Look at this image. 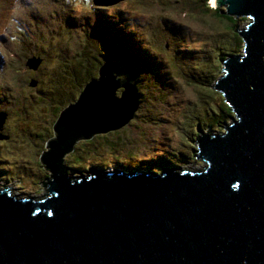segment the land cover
<instances>
[{
    "label": "water",
    "instance_id": "obj_1",
    "mask_svg": "<svg viewBox=\"0 0 264 264\" xmlns=\"http://www.w3.org/2000/svg\"><path fill=\"white\" fill-rule=\"evenodd\" d=\"M210 2L246 21L212 85L232 114L194 138L204 165L65 170L59 160L75 140L134 116L133 84L103 60L52 123L45 194L0 188V264H264V0Z\"/></svg>",
    "mask_w": 264,
    "mask_h": 264
},
{
    "label": "trees",
    "instance_id": "obj_2",
    "mask_svg": "<svg viewBox=\"0 0 264 264\" xmlns=\"http://www.w3.org/2000/svg\"><path fill=\"white\" fill-rule=\"evenodd\" d=\"M1 1L2 0H0V2ZM21 1L22 0L17 1L19 6ZM30 1L34 4L37 0ZM104 2V0H90L93 21L91 23H86L89 16H82L81 14L74 16L68 9L69 12L63 13L62 15L59 14L60 11H58L57 7H62V3L59 0H38V3L32 6V10L27 11L28 15L23 18L25 27H22L21 35L7 30L15 25L14 20H16L18 16L16 10L13 9L9 17V23L7 24L8 28L2 30L0 34V64H3L5 69V80L1 81L5 89L0 88L4 93L0 94V113L3 114V119L6 117V119L10 118V120H15L18 119V117L12 115V111H10V108L14 107V104L17 105V107H21L19 108L21 109L20 116L22 115V111L24 112L27 108L29 111L32 107L37 106L42 109L45 103L47 107H51L53 110L58 102H62L60 106L63 108L76 98V92L81 89L82 85L87 80L97 75V69L100 63L103 60H111L115 64L114 73L116 78L124 79L133 84L138 94L137 101L139 105H137L136 108L138 106L143 108L144 112L141 114H144V121L154 125L158 121L169 120L170 118L171 121L174 122L172 125L174 129L172 140L173 143L177 145V149H168L165 147L157 149L158 151L145 152L148 150L149 144L157 142V137L152 136L150 142L145 141L142 143L143 135L140 129L135 127L133 132V128H131L132 134H127L126 130L122 131L126 126L124 125L122 128L97 132L89 137L78 139V141L72 144L71 149L66 152V157L63 156V154L61 155L59 162L63 164L65 170L69 172H83L90 166H115L126 169L145 170L147 172L160 171L164 166L167 168H178L181 163L196 157L194 150L196 145L194 142L193 145H191V141L189 142L192 137H187L186 140L184 139V135L187 136V132L185 131H187L188 128L183 131L178 130L179 122L183 120L184 115L185 119L188 118V120L192 117V134L195 133L194 131H196L197 134L203 131L213 132V130H221L230 114H232V110L223 100L220 92L217 97L218 101H215V108L214 106H210V97L213 99L215 96L212 95L213 93L205 94L204 91L205 87H208V85L211 86L209 83L212 85L214 83V79L216 78L215 68L220 59L219 54L226 56L230 53L229 50H237L241 46L242 40L236 31L238 28L237 24L240 19L246 20V17L226 13L225 6L212 8L209 0L136 1L140 6H150L149 8H154L155 11H158L154 13L155 19L161 21L162 24L165 25L164 28L170 32L166 35L163 43H157L153 39L155 38L154 35L152 36L150 32L151 19H148L147 23H145L147 27L146 31L137 32L133 26L131 27L129 25L127 17L122 18V14L119 13L120 11L113 10L114 7L108 10L107 3ZM134 4L136 3L134 2ZM140 6L139 8L141 11ZM127 10L134 11L131 9ZM2 11L3 6L2 9L0 8V13ZM84 11L85 10L82 9V12ZM58 14L61 19L56 20L54 22L55 26H52L50 31H48L45 27L49 24L48 21L51 20L50 16L54 17ZM174 15H176L177 18H175ZM145 16L147 17V15ZM79 20L84 22L80 26ZM63 26H66L67 33L71 30L73 31L70 32L69 36L67 35L68 40L65 38L64 48L66 47V50L63 48L64 51H61L62 55L57 60V63L54 64V68L48 70L46 74L40 77V79H43L41 84L39 83L40 87L34 86L35 83L30 84L33 87L26 89L30 90L24 94L22 86L19 87L21 80L19 82L16 79L15 83L12 84L8 79V77L14 75L13 72L16 71V73H19V70H17L18 62L15 61V59L20 56L21 52L27 55L30 54L31 50L35 51L37 49L39 56L30 55L36 56L39 59L41 58V62L39 61L35 69L47 67L45 62H43L47 57L45 47L41 46V42L37 44L33 41L35 39L39 40L41 36L47 39L49 34H54L59 29L63 28ZM68 26L70 27L68 28ZM75 26H77L78 29H76ZM182 26H189V28L199 33L206 34V32H210L214 44L211 48L210 46L206 48L201 45L199 47L184 45L176 49V51L184 57L193 56L192 52L195 49V51L200 50V53L198 52L195 55L200 57L202 61V65L196 64V66H194L195 68L201 66L202 72L198 71L197 75H191L190 82L194 83L190 88L192 96L188 98L187 103L185 102V104H187L186 108L182 110L179 117L180 120H178L174 113L171 117H167L165 114L154 113L144 103L149 102L147 97H149L150 94L151 97L156 100L157 104H159L160 100L158 99V95L161 97V95L168 92V90L177 92V88L180 87L178 75L174 74V65H172L165 54V45L169 42L171 34L181 35L179 30H182ZM17 28L19 29L20 27L17 26ZM26 29L33 35L32 37L27 35ZM74 31L76 32V37ZM145 40L150 41L142 43V41ZM30 44H32V46ZM11 45L13 48L9 50ZM33 45H36V47H33ZM214 53H217V56ZM11 65H13L12 70H10ZM182 75L183 74L180 73V76ZM34 92H36L38 96L34 94ZM39 92L42 94L43 92L45 93L40 96ZM35 96L39 98V103H37L36 100L33 102ZM207 97H209V99H207ZM22 99H24V101L26 100V102H20ZM47 99L53 101L52 105L47 103ZM165 99L168 100V98ZM203 105H205L206 108H204ZM59 108L57 109L56 117L60 111ZM179 111L175 110V113ZM135 115H137L136 109L134 116ZM28 117L31 122L34 121L31 113H28ZM29 124L30 123L27 121V126L25 127H28ZM161 124H163V122H161ZM134 133L135 136L133 135ZM141 136L142 138H140ZM194 138L195 137L192 138L193 141ZM2 141V146H6V142H4L6 140ZM184 142L188 144L186 145ZM156 146L157 145H151L149 148L152 150L156 148ZM140 147H142L141 151H139ZM108 150L115 153L114 163L111 162V160H105ZM114 150H117L119 153ZM43 151L44 150L41 152ZM40 156L41 153L39 154V162L43 163ZM186 157H188V159ZM19 163L21 164V162ZM42 165L45 164L43 163ZM33 169L34 167L32 166L29 167V170L26 169L24 171L25 173H33ZM44 182H46L45 179L43 183Z\"/></svg>",
    "mask_w": 264,
    "mask_h": 264
},
{
    "label": "rangeland",
    "instance_id": "obj_3",
    "mask_svg": "<svg viewBox=\"0 0 264 264\" xmlns=\"http://www.w3.org/2000/svg\"><path fill=\"white\" fill-rule=\"evenodd\" d=\"M18 0H2L1 3V9L3 6V11L0 13V34L2 30H5L8 28V23H9V17L10 14H12L13 9L16 10V14L18 15L16 20H14L15 25L12 28H9L10 32L17 33L21 35L22 32V27H25L24 24V19L28 14L27 11L32 10V6L34 4L38 3V0L32 4L30 0H22L21 1V8L17 4ZM62 3V7H57L59 14L71 12L74 16L76 15H86L89 16L87 18L86 23H91L93 21L92 18V7L90 6V0H59ZM107 3L108 10L109 8L114 7V11H120L119 13L122 14V18L127 17L129 21V25L135 29L137 32H142L143 30L146 31L147 27L145 23H147L148 19H151V26H150V32L152 36L154 35L155 42L157 43H163L165 40L166 35H168L170 32H168L162 24L161 21H157L155 19V14L158 11H155L154 8H149L150 6L144 7L140 6V4L136 1L139 0H104ZM169 1V0H168ZM176 1V0H175ZM211 1V0H209ZM133 2V3H132ZM134 2L136 4H134ZM138 4V5H137ZM211 4V2H210ZM96 5V4H94ZM138 6V7H137ZM141 7V11L140 8ZM69 11H68V10ZM82 9L85 11L82 12ZM127 9H131L134 11H128ZM127 10V11H126ZM9 13V15H8ZM59 14L54 17H51V20H49V24L45 27L48 31H50L52 26L54 25V22L58 19H61ZM151 14V15H150ZM147 15V17L145 16ZM175 18H177L176 15H174ZM180 17V16H179ZM80 18V17H79ZM78 18V19H79ZM180 19V18H179ZM244 20H239V23L237 24L238 27L242 26L245 23ZM80 25H82L84 22L79 20ZM7 25V26H6ZM6 26V28H5ZM20 27L19 29L17 28ZM78 26V25H77ZM75 26L76 29L78 27ZM70 26H68L69 28ZM74 28V29H75ZM87 28V26H86ZM182 30L180 31V34H171L169 42L165 45L166 48V56L171 61L172 65H174L175 73L178 75V78L180 80V87L177 88V92L174 90H168V92L163 93L161 97L158 95V99L160 100V103L157 104L156 100H154L151 95L149 94V97H147V100L149 99V102H146V106H148L154 113H160V114H165L167 117H171L174 113L176 116V119L180 120V115L182 113V110L186 108L185 102H188V98H191V91L190 88L192 84L190 82V78L192 74L197 75L198 71L202 72L201 66H197L196 64L202 65V61L200 57H197L195 54L200 53V50L198 51H193V56L191 57H184L179 54L176 49L178 47H183L184 45L186 46H191V47H199L205 46L206 48L212 47L214 44L213 38L211 37L210 32L205 33H199L198 31L192 30V28H189V26H182ZM66 26H63V28L59 29L57 32L54 34L51 33L49 34L48 38H44L41 36L39 40L35 39L33 42L39 44L41 42V46L45 47L47 51V57L43 60L45 62L47 67H43V69L38 68V69H33L30 68L26 65L25 61L28 56L30 55H36L39 56V52L36 49L35 51H30V54L25 55L24 52L20 53V56H18L15 61L18 62V68L19 73L16 71L13 72L14 75L11 77H8L9 81L14 84L15 80L17 79L19 82L21 80L20 86H22L23 93H27L26 90L30 87H33L30 85L31 80L34 79L35 84L34 86L40 87L41 81L43 79H40L41 76L46 74L48 70H52L54 68V64L57 63V60L59 57L62 55L61 51L63 50L65 46V38L68 40V36L70 32H73L72 30L69 31L68 33L66 32ZM27 35H31V33L26 29ZM43 33V32H42ZM167 33V34H164ZM68 35V36H67ZM75 37L76 32L74 31ZM165 35V36H164ZM22 40V39H21ZM32 40V38H31ZM150 41V40H149ZM148 40L142 41L143 42H149ZM1 42V40H0ZM32 46V44H30ZM33 47H36V45H33ZM241 47V46H240ZM240 47L237 50H229L230 53L232 52H237ZM13 46L9 47V50H12ZM68 48V47H67ZM66 50V47L64 48ZM63 50V51H64ZM29 53V52H28ZM67 54V53H66ZM217 56V53H214ZM219 61L217 62V67L215 68V74L216 77L220 74V67L222 64L221 59L224 58L225 56L219 54ZM222 57V58H221ZM69 61V60H68ZM41 62V58H40ZM71 62V61H70ZM41 64V63H40ZM212 64V63H211ZM13 65L10 66V70H12ZM43 70V71H42ZM46 70V71H44ZM174 72V71H173ZM180 73L183 74L180 76ZM0 88H4L2 85V80L4 81L5 79V69L4 65L0 64ZM116 76V75H115ZM184 76V77H183ZM175 77V76H174ZM19 78V79H18ZM7 79V80H8ZM215 80V79H214ZM199 82V81H198ZM40 83V84H39ZM208 84V83H207ZM211 86L212 84L209 83ZM208 85V87H205V94L206 93H213L212 95L215 96L213 99L210 97V106H214L216 108L215 101H218V95L219 91L216 90L214 87H211ZM5 89V88H4ZM79 91V90H78ZM77 91V92H78ZM76 92V94H77ZM176 92V93H175ZM41 95H44L41 92ZM0 94H4L2 90H0ZM36 94V92H34ZM38 96V94H36ZM138 97V96H137ZM151 98V99H150ZM165 98H168L165 99ZM209 99V97H207ZM36 100L37 103H39V98L35 96V99H33V102ZM20 102H26L24 99H22ZM141 102V101H140ZM47 103L51 104L53 101H50L47 99ZM64 103V102H63ZM203 103V102H201ZM62 102H58L54 109L52 110L51 107H47L46 103L43 105V108L41 109L40 107H32L31 112L28 110V108L23 112L22 115L20 116V110L17 107V105L14 104V107L10 108V111H12V115L18 117V119L15 120H10V118L6 119V117L2 120L0 124V186H7L8 190L11 193H15L16 195H33L34 197H38L42 195L46 191V186L44 185L43 181L44 179L48 178L49 170L45 167V165H42L43 163L39 162V154L41 153L42 150H45V143L54 136V132L52 130V122L56 118L57 115V109L61 107L60 105ZM137 105H139L137 103ZM64 106V105H63ZM28 107V106H27ZM204 108H206L205 105H203ZM35 108V109H34ZM62 108V107H61ZM59 108V110L61 109ZM41 109V110H40ZM137 110V115L133 116L132 118L129 119V121L124 124L125 129L122 131L126 130V133H131V128H138L140 129L142 136V143L145 141L150 142L152 136L157 137V142H154V144H149V147L151 145H157L156 148L150 149L148 147V150L145 152H154L158 151L157 149L160 148H165L167 147L168 149H177V145L173 143L172 140V135H173V128L172 125L174 122L169 120H161L156 122L154 125L151 123H148L144 121V114H141L144 112L143 108L138 106L136 108ZM175 110L179 111L178 113H175ZM158 111V112H156ZM28 113H31V116L33 117V122L29 120ZM2 116V113H0V118ZM188 116V115H187ZM160 120V119H159ZM187 120V122H186ZM27 121L29 124L27 126ZM30 121V122H29ZM184 121V122H183ZM163 122V124H161ZM192 122L193 119L192 117L188 120V118L185 119V115L183 117V120H180L179 122V129L178 130H186L187 136L184 135V139L186 140L187 137H195L196 131H194L195 135L192 134L193 130L192 128ZM122 125V126H124ZM119 127V128H122ZM184 127V129H183ZM222 128V127H221ZM177 130V131H178ZM205 130V129H203ZM202 130V131H203ZM222 130V129H221ZM213 131H220V130H213ZM191 132V134H190ZM167 133V134H166ZM179 133V131H178ZM180 134V133H179ZM135 136V133L133 134ZM24 137V138H23ZM190 138L189 142L191 141V145H193L195 142L193 139ZM80 139V138H79ZM6 142V146L3 145V141ZM78 141L75 140V142ZM194 142V143H193ZM184 144H188L185 143ZM185 145V146H186ZM189 146V145H188ZM108 148V147H107ZM141 148L139 151H141ZM123 150V148H122ZM40 151V152H39ZM117 153H119L117 150H114ZM144 152V153H145ZM66 152L63 153V156L66 157ZM115 153L112 151H107L106 159L105 160H111V162L114 163L115 159ZM188 159V157H186ZM18 163H17V162ZM21 162V164L19 163ZM202 159L193 157L191 160H188L187 162L181 163V165L178 168L184 167V168H199L204 165ZM112 163V165H113ZM34 167L33 173H25L24 170L28 169L29 167ZM113 166H110L112 168ZM26 168V169H25ZM106 168V167H105ZM169 168V167H168ZM71 173H77V172H71ZM44 176H47L44 178ZM37 177V179H36Z\"/></svg>",
    "mask_w": 264,
    "mask_h": 264
},
{
    "label": "flooded vegetation",
    "instance_id": "obj_4",
    "mask_svg": "<svg viewBox=\"0 0 264 264\" xmlns=\"http://www.w3.org/2000/svg\"><path fill=\"white\" fill-rule=\"evenodd\" d=\"M47 176H44V178H46ZM46 180V179H45Z\"/></svg>",
    "mask_w": 264,
    "mask_h": 264
},
{
    "label": "bare ground",
    "instance_id": "obj_5",
    "mask_svg": "<svg viewBox=\"0 0 264 264\" xmlns=\"http://www.w3.org/2000/svg\"><path fill=\"white\" fill-rule=\"evenodd\" d=\"M102 2V1H101ZM105 3V2H104Z\"/></svg>",
    "mask_w": 264,
    "mask_h": 264
}]
</instances>
